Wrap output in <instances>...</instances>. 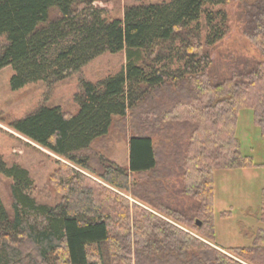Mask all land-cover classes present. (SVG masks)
I'll use <instances>...</instances> for the list:
<instances>
[{"label":"trees","instance_id":"1","mask_svg":"<svg viewBox=\"0 0 264 264\" xmlns=\"http://www.w3.org/2000/svg\"><path fill=\"white\" fill-rule=\"evenodd\" d=\"M97 1L0 0V71L13 68V90L126 53L118 73L81 80L77 114L41 106L11 124L72 165L59 161L50 183L62 199L48 205L26 168L0 160L14 209L0 195V264H264V189L252 243L214 246L216 172L264 167L237 136L240 111L251 109L264 150V0H238L261 59L223 65L211 52L228 16L215 7L232 0L132 5L113 19ZM115 118L130 128L127 168L95 146Z\"/></svg>","mask_w":264,"mask_h":264},{"label":"rangeland","instance_id":"2","mask_svg":"<svg viewBox=\"0 0 264 264\" xmlns=\"http://www.w3.org/2000/svg\"><path fill=\"white\" fill-rule=\"evenodd\" d=\"M170 0H98L97 5L110 10V17H123L126 7L132 5L162 4ZM256 1V0H248ZM216 10L227 13V33L212 49L215 64L230 62L232 59H261V54L243 32L238 0L218 5ZM58 9L50 10L51 19L56 18ZM126 64V53L105 52L84 65L68 78L52 85L43 81L27 84L13 90L10 85L14 70L7 66L0 71V160L8 166L18 164L26 168L38 189L40 203L56 205L61 202V194L50 183V176L59 168V161L72 165L43 147L33 143L18 133L11 124L22 119L41 106H60L64 111L77 114L79 105L75 96L81 91V80L99 82L109 75L118 73ZM227 75V74H226ZM104 142L97 141L96 148L110 161L128 167L130 128L123 132L121 122L115 118ZM119 123V124H118ZM129 125H127L128 128ZM237 136L241 150L252 156L257 163L264 162L263 139L254 121L251 109H242L238 115ZM83 171V170H82ZM215 225L216 248L226 251L230 247L250 245L251 239L245 234L253 233L263 224L256 218L264 189V167L236 171L219 170L215 174ZM13 179L0 173V195L11 216L14 214L11 186ZM224 211L231 215L221 216Z\"/></svg>","mask_w":264,"mask_h":264},{"label":"water","instance_id":"3","mask_svg":"<svg viewBox=\"0 0 264 264\" xmlns=\"http://www.w3.org/2000/svg\"><path fill=\"white\" fill-rule=\"evenodd\" d=\"M196 223H197L198 226L202 225V222H200L199 220H197Z\"/></svg>","mask_w":264,"mask_h":264}]
</instances>
